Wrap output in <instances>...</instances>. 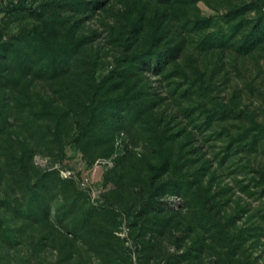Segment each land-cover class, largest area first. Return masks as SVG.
<instances>
[{
	"label": "rangeland",
	"instance_id": "1",
	"mask_svg": "<svg viewBox=\"0 0 264 264\" xmlns=\"http://www.w3.org/2000/svg\"><path fill=\"white\" fill-rule=\"evenodd\" d=\"M20 1L0 0V39L21 41L34 58L22 73L14 60L16 80L0 83V103L10 111L0 130V221L8 230L21 226L19 209L32 217L19 237L0 238V264H126L128 254L134 264H218L225 249L199 226L204 204L221 217L242 210L239 228L258 223L248 264H264V143L251 146L259 129L245 134L264 125V0H100L81 17L71 0H22L25 9L9 14ZM47 24L57 29L55 44L71 27L77 40L62 52L67 68L52 79L41 72L46 55L32 32ZM155 32L162 46L183 44L179 64L161 73L134 67L125 81L119 73L127 59L148 48ZM137 77L160 101L140 117L131 113L129 131L119 129V114L110 123L111 103L100 98ZM165 124L178 136L166 143L171 160L163 168ZM155 177V186L187 180L191 193L168 188L141 212ZM36 201L49 204V220L44 211L31 214ZM147 216L153 230L138 235L131 220Z\"/></svg>",
	"mask_w": 264,
	"mask_h": 264
},
{
	"label": "trees",
	"instance_id": "2",
	"mask_svg": "<svg viewBox=\"0 0 264 264\" xmlns=\"http://www.w3.org/2000/svg\"><path fill=\"white\" fill-rule=\"evenodd\" d=\"M22 1V0H21ZM18 2L19 4H15L13 8L9 10L10 12L15 9L23 8L24 1ZM164 2H168V0H164ZM53 4V3H52ZM56 4V2L54 3ZM52 5V8L54 6ZM72 5L74 10H77V15L85 16L87 9H93L97 6L101 5L100 0H90L89 2L86 0H71L69 3ZM59 5V4H57ZM61 6V4H60ZM64 7V5H63ZM66 7V6H65ZM28 9V8H27ZM26 9V10H27ZM30 10V9H28ZM41 15V14H39ZM73 26L74 23L72 24ZM34 39L38 40L41 44V48H43V53H45L46 58L44 62L41 65V72H44V75L48 78H56L58 75H60L63 71H65V68H67V61L64 58L63 51L77 43V40H73V27L67 30L69 33L68 36H65V42H61L60 44L54 43V35L56 36L57 29L55 26H51L50 24H47L43 29L32 31ZM250 40V37H245L243 40L242 45L246 46L248 44V41ZM161 38L158 37V32H155L153 35V41L151 45L146 48L145 50H142L140 52H137L135 55H133L131 58H128L127 61L130 60L129 66L124 67V69L119 73L123 76L125 81H131V72L134 67H136L137 70L141 72L143 69H152L156 73H161L164 70L167 69L168 65L170 64H179L178 59L183 51V44L179 43L174 46H162L160 44ZM18 42V41H17ZM19 43V44H18ZM14 42L13 40L4 41L0 39V83L3 81H15V71L12 67L13 61H17V71H20V73L24 72L28 67L30 68L33 66L34 58L32 55H30L28 52H26L21 44L22 42ZM137 61V62H136ZM134 62L136 64H134ZM117 71V70H115ZM114 77V71H112L105 79L102 81L105 82L107 80H111ZM111 78V79H110ZM134 86H131L122 92L119 93H112L104 97L103 99L100 98V101H107L112 106V114L110 116V123H114L117 115L120 116V121L118 123V128L123 129L126 128L127 131H129L128 127H132L131 120H130V114L136 113L139 117L143 115L146 111L151 110L155 104H157L160 101V96L153 91L150 90V86H148L147 83L141 82L139 78L135 79ZM100 82L95 90L91 92V96L89 99L90 102V109H93V104L95 103V100L97 98V95L99 93L101 83ZM201 87V85L199 86ZM10 116V111L8 108L0 103V130L3 129L2 123H7ZM128 126V127H127ZM257 128H251L248 129L246 135L251 132L253 129H259L261 130V134H256L253 141L251 142V146L255 147L260 143L261 140H263L264 143V125L262 124H255ZM171 131V130H170ZM169 132V126L164 125L163 129L161 130V136H159V151L160 156L163 161V168L168 164L170 157H169V151L166 146L167 141L176 140V137L178 135L170 134ZM263 137V138H262ZM261 138V140H260ZM234 141V140H233ZM26 154L22 155V159H25ZM162 168V169H163ZM174 168L181 173V165L178 161L174 162ZM44 179V178H43ZM42 179V180H43ZM41 180V181H42ZM58 180H60L61 183H66L71 181H68L66 179H61L58 177ZM157 181V178H154V182L152 185V188L154 189V193L152 192L149 198L144 202L143 207L141 208V212L146 209V207L149 206H155V204L158 203L157 196L159 194H164L165 191L168 188L173 187L175 189V193H181L184 191L186 194V197L188 198L190 191L191 182L184 180V181H173L170 183H166L164 185H156L155 183ZM73 185V184H72ZM76 191V190H75ZM203 199L205 201H210V195L209 191L205 190L204 194H202ZM213 199V198H212ZM205 208V209H204ZM15 210V209H14ZM159 210H162L159 208ZM190 210L193 212V208L190 206ZM21 214H16V217L23 219L21 221V226H17V228H8L4 229L2 224L3 220L0 221V238L2 236L7 237V235L15 234L17 237L20 236L21 233L26 232L27 227L30 222H28V219L30 216H27V210H20ZM17 211V212H19ZM35 211H41L45 212V219L49 220V212H50V206L49 204H43L40 201H36V208L34 211H32L33 215H37ZM203 217L206 222L199 223L201 229H205V233L207 232V235L209 239H211L212 242L216 245V247L224 248L225 252L219 257L218 264H248V260L250 259L249 254V246L248 241L252 240V238L259 235L260 225L256 222H249L245 223V226L243 228H239L237 224V220L241 218L242 210L235 211V213L231 214H225L224 216H220L219 210L214 212V207L207 208V205L204 204L203 208ZM16 212V210H15ZM191 212V213H192ZM150 214V212H148ZM147 213V214H148ZM143 214V213H141ZM194 214V212H193ZM229 215V216H228ZM91 218V212L87 211L84 212L82 215V221L85 223L90 220ZM41 222V220H37L36 223ZM131 227H133V230H138V235H146L148 231L153 230V226L150 224V218H145L144 220L140 221L138 218H134L131 220ZM16 229V230H14ZM152 243L151 239H145L144 240V246L148 247ZM201 246H199V249H204V246L206 245L204 242L201 241ZM215 245L211 246V249L215 248ZM188 255H192L191 252L188 250L185 252L184 258ZM127 262L126 264H134L133 260L131 258V255H127ZM171 258H174L173 255L170 256ZM196 257V256H195ZM176 259V258H175ZM177 260V259H176ZM174 260V261H176ZM171 262V261H170ZM173 263V262H172ZM52 264H58V262H53ZM250 264H254L250 261Z\"/></svg>",
	"mask_w": 264,
	"mask_h": 264
}]
</instances>
